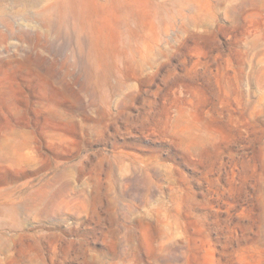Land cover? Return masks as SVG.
Wrapping results in <instances>:
<instances>
[{"label": "rangeland", "instance_id": "rangeland-1", "mask_svg": "<svg viewBox=\"0 0 264 264\" xmlns=\"http://www.w3.org/2000/svg\"><path fill=\"white\" fill-rule=\"evenodd\" d=\"M250 1L0 0V264H264Z\"/></svg>", "mask_w": 264, "mask_h": 264}, {"label": "bare ground", "instance_id": "bare-ground-1", "mask_svg": "<svg viewBox=\"0 0 264 264\" xmlns=\"http://www.w3.org/2000/svg\"><path fill=\"white\" fill-rule=\"evenodd\" d=\"M249 2V1H248ZM250 2H252V0L250 1ZM180 9V8H179ZM183 9V8H182ZM183 11V10H182ZM196 18V17H195ZM203 19V18H202ZM197 21V20H196ZM10 211V210H9ZM1 212V211H0Z\"/></svg>", "mask_w": 264, "mask_h": 264}]
</instances>
